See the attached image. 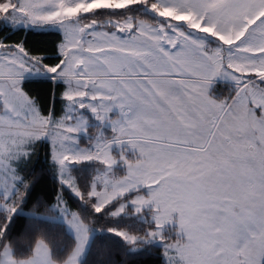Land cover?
I'll return each mask as SVG.
<instances>
[{"label": "snow or ice", "instance_id": "snow-or-ice-1", "mask_svg": "<svg viewBox=\"0 0 264 264\" xmlns=\"http://www.w3.org/2000/svg\"><path fill=\"white\" fill-rule=\"evenodd\" d=\"M137 5L155 19L116 14ZM102 10L111 14L97 15ZM0 20L54 25L63 34L54 65L20 43L0 41V264H81L94 230L64 207L60 213L75 235L66 256L54 255L43 235L29 242V229L8 239L30 183L13 162L42 137L51 141L61 184L80 200L95 201L96 213L116 201L107 213L112 217L129 204L137 214L151 211L155 229L143 236L107 229L133 250L165 240L164 226L179 213L178 237L164 245L167 264H264V0H128L100 6L95 0H0ZM31 73L53 74L65 84L64 115H43L22 89ZM216 77L235 84L223 101L209 93ZM235 105L251 121L250 130L234 125ZM86 109L97 121L119 110V118L110 120L111 139L99 136L80 146ZM114 145L121 148L118 157ZM125 145L135 160L127 158ZM92 161L103 167L85 193L72 169ZM120 162L123 175L115 171ZM144 188L147 195L141 194ZM133 192L130 201L123 200ZM60 203L45 211H56ZM19 243L28 244L26 255L16 251Z\"/></svg>", "mask_w": 264, "mask_h": 264}, {"label": "trees", "instance_id": "trees-1", "mask_svg": "<svg viewBox=\"0 0 264 264\" xmlns=\"http://www.w3.org/2000/svg\"><path fill=\"white\" fill-rule=\"evenodd\" d=\"M124 12L133 16L149 18L148 13L135 8L116 14ZM106 14L111 13L102 10L97 15ZM62 39L63 36L58 31H42L24 27L15 29L0 20V41L9 45L20 43L30 54L40 55L42 62L49 65L59 62L58 45ZM21 87L33 99L43 115L51 114L55 118L64 115L66 101L63 98V92L66 86L63 82H56L50 78H27L23 80ZM213 92L219 93V90L214 88ZM216 96L220 97V95ZM91 131L92 129H90ZM51 152L50 143L46 140H39L32 146L29 156L17 165L16 170L19 176L30 183L27 185V191L19 209L25 213L17 212L14 215L9 225V240L29 229V242L34 240L37 235H43L50 243L54 255L66 256L74 247L75 238L64 223L53 219L55 212L45 211L54 206L61 193L68 206L76 210L86 223L98 230L81 264H167L164 249L160 243L139 244L140 248L133 250L120 237L107 231L108 228H116L143 236L147 231L154 230L155 224L141 221L138 216L131 214L133 212L131 209L128 211L129 215L112 217L107 214L114 210L120 201L108 206L105 212L96 213L91 207V203L95 201L91 203L82 201L69 188L61 184L57 167L51 158ZM97 165V163L89 162L72 169L81 191L86 193ZM134 194L136 193H132L123 200L128 201ZM29 212H35L41 216L34 218L32 215L26 214ZM16 251L26 255L29 251L28 244L19 243L16 246Z\"/></svg>", "mask_w": 264, "mask_h": 264}, {"label": "rangeland", "instance_id": "rangeland-1", "mask_svg": "<svg viewBox=\"0 0 264 264\" xmlns=\"http://www.w3.org/2000/svg\"><path fill=\"white\" fill-rule=\"evenodd\" d=\"M128 0H95V4L96 6H100L101 4H105V3H119V4H124V3H127ZM132 8H135L137 9L138 11H145L146 13H148L149 15V18L150 19H155L154 15L150 12V10H147L146 8H144L143 6H140V5H137V6H133ZM123 11V10H122ZM165 14H171L169 11L166 10ZM4 22V21H3ZM5 24L7 25H10L6 22H4ZM12 26V25H10ZM13 28H33V29H36V30H42V31H45V30H54V31H58L62 34V31L57 27V26H54V25H43V26H31V25H28V26H24V25H17V26H12ZM103 30V29H102ZM63 36V34H62ZM212 44H215V41L214 39L210 41ZM3 50H0V53H2ZM52 75L53 74H36V73H31V74H26L24 79H27V78H50L52 79ZM23 79V80H24ZM22 80V82H23ZM53 80V79H52ZM56 82H62V81H59V80H54ZM22 85V84H21ZM218 86V87H217ZM216 88V90H219V93H214L213 92V89ZM234 91H235V84L233 81H231L230 79H226V78H223V77H216L214 78L213 80V83L211 84L210 86V89H209V93L210 95L216 99L217 101H223L225 100L226 98H228L229 96H231L232 94H234ZM216 95H220V97H217ZM36 104V103H35ZM67 104V102H66ZM38 107V106H37ZM66 107V106H65ZM39 108V107H38ZM235 110L237 111V113L239 114L240 113V118H245L244 116H241V112H239V108L240 106L239 105H235L234 106ZM84 115L86 116V121H85V124H86V130L84 132H81L78 136H77V140L80 144L81 147H86V146H89L91 143H94V138L96 137H99V136H103V137H106L108 139H111V137L115 134L113 133V130H112V124L110 123V120H116L119 118V110H114L110 116H109V120H106V121H97L95 116L90 112V110H84ZM239 118V119H240ZM53 119H55V117H53ZM90 129H92V131L90 132ZM39 140H46L50 143V146H51V150H52V145H51V141L48 137H42L38 140H35L33 142H31L30 144L27 145L26 147V150H27V155L26 156H23L21 157L20 159L16 160L13 162V167L16 169L17 168V165L23 160V159H26L30 152H31V148L32 146L37 143ZM125 148L127 149V158L131 161V160H135L136 159V156L135 154L133 153V151L131 150V146L129 145H125ZM120 151H121V148L120 146L118 145H114L113 148H112V152L114 155H116L117 157L119 156L120 154ZM256 161V160H254ZM258 161V160H257ZM84 163H89V162H84ZM84 163L82 164H79V165H74V167H80L82 166ZM90 163H97L98 165L96 166V170L98 168H102L103 166L100 165L98 162H95V161H92ZM95 170V171H96ZM126 168L125 166L123 165L122 162L118 163V165L116 166L115 168V171L117 172V174H120V175H123L124 172H125ZM17 171V170H16ZM94 171V173H95ZM19 175V174H18ZM59 175V174H58ZM74 176V175H73ZM0 179H2V177H0ZM76 179V178H75ZM59 180H60V176H59ZM77 182V181H76ZM66 186V185H64ZM67 187V186H66ZM68 188V187H67ZM70 189V188H69ZM71 190V189H70ZM147 189L144 188V189H141V194L143 195H147ZM72 192V191H71ZM73 193V192H72ZM134 193V192H133ZM74 194V193H73ZM132 193H129L127 196H125L124 198L130 196ZM75 195V194H74ZM136 194H134L128 201H130ZM76 196V195H75ZM77 197V196H76ZM79 198V197H78ZM61 200V203L59 205V208L56 209L55 212V215L53 217V219L59 221V222H62L64 223L66 226H67V229L69 230V232L74 236L75 238V235H74V232L70 229V227L67 225V223L65 222V219L64 217L61 215L60 213V210L63 209L64 207H67V209L70 211V212H75L78 214V212L76 210H73L71 209L67 202L65 201L63 195L60 193L58 195V198L57 200ZM57 202V201H56ZM114 203V202H113ZM56 205V203L54 204ZM129 209H131L133 212L131 213L132 215L134 216H138L140 218L141 221H146V222H150V223H154L153 221V217H152V213L149 209L145 208L144 211H142L141 213H135L134 210L132 209L131 205L129 204L128 206V210L121 214L120 216L122 215H129L128 211ZM18 212L20 213H25L23 212L22 210H18ZM33 213L35 212H29V213H26L28 215H32ZM36 215H38L37 213H35ZM79 215V214H78ZM33 216V215H32ZM119 217V216H118ZM68 219H70L71 217H67ZM90 227H92L94 230L90 233V237H89V241H88V245L86 246V250L83 254V256L81 257V261H83V259L85 258L86 256V253L88 251V248H89V245L94 237V235L97 233L98 230H96L97 228H94L91 224H89ZM163 235L165 237V240H154V241H151V242H148V243H143V245H148V244H151L153 242H158L160 243L162 246H163V249H164V245L167 241L169 242H173L174 240L177 239L178 237V233L180 232V225H179V213H174L173 214V220L169 223H167L164 228H163ZM141 245H139L138 247L140 248ZM138 247L134 250H137ZM165 251V249H164ZM165 255V254H164ZM165 260L167 262V258L165 256Z\"/></svg>", "mask_w": 264, "mask_h": 264}, {"label": "crops", "instance_id": "crops-1", "mask_svg": "<svg viewBox=\"0 0 264 264\" xmlns=\"http://www.w3.org/2000/svg\"><path fill=\"white\" fill-rule=\"evenodd\" d=\"M238 111L241 112V116H244V110L241 107L239 108ZM238 115H239V118H240V113ZM233 123H234V125L236 127H243L246 130H250L251 127H252L251 121L250 120H247L245 118H242V117L240 119L234 120ZM252 166L253 167H258V161L257 160L256 161H253L252 162Z\"/></svg>", "mask_w": 264, "mask_h": 264}]
</instances>
